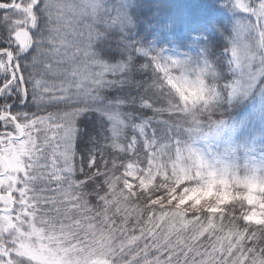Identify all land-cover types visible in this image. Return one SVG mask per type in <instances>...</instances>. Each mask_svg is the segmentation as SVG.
<instances>
[{
	"label": "snow or ice",
	"instance_id": "6c2138e0",
	"mask_svg": "<svg viewBox=\"0 0 264 264\" xmlns=\"http://www.w3.org/2000/svg\"><path fill=\"white\" fill-rule=\"evenodd\" d=\"M223 2L233 14L224 47L205 38L192 55L146 42L132 0H0V264H35L22 218L57 197H83L91 210L112 172L135 194L139 176L173 156L231 171L194 145L226 131L233 100L264 91V0ZM249 163L235 161L237 177ZM257 195L264 204L259 182ZM253 207L245 200L233 215L264 229L244 219ZM144 239L142 264H174L151 233ZM196 255L184 264H203Z\"/></svg>",
	"mask_w": 264,
	"mask_h": 264
},
{
	"label": "rangeland",
	"instance_id": "374dc122",
	"mask_svg": "<svg viewBox=\"0 0 264 264\" xmlns=\"http://www.w3.org/2000/svg\"><path fill=\"white\" fill-rule=\"evenodd\" d=\"M185 1H182L184 5ZM132 2V15L138 20L137 33L146 42L163 46L167 54L195 55L196 42L205 38L214 51L221 49L232 31L233 14L223 0H187V7L198 22L201 20L196 10L202 11L203 7L206 21L199 27H194L187 18L181 19L170 0ZM207 5L216 15L207 14ZM161 27L163 30L158 31ZM245 99L251 100L241 114L223 117L227 124L223 134L209 136L194 145L211 165H216L217 159L232 161L230 172L226 173L221 165L217 169L219 175H213L197 157L180 162L173 156L158 162L152 171L141 174L135 182V194L131 192L132 184L124 176L120 186L118 182L109 181L108 189H100L105 193L104 202L93 201L91 210L83 197L79 201L66 202L57 197L56 204H41L34 218H22L24 253L35 264H129V261L142 264L144 237L151 233L155 237L154 243L173 253L174 264H181L175 258L177 250L183 253L182 256L189 254V260L194 253H199L197 261L206 260L203 264H264V249L240 250V254H235L241 242L235 238L234 230L239 228L236 225L235 229L230 228L232 224L221 216L222 205L235 197L242 200L241 215L245 200L250 205H259L244 215L245 220L251 225L264 222V204H260L257 195V182L264 188V173L259 171L264 168V91L235 99L229 107L236 111ZM245 160L250 161L249 166L237 177L235 161L243 165ZM158 173L159 181H173L172 186L180 184V187L176 193L167 194L162 202L155 205L151 202L148 206L146 202L156 192L148 196L142 191L153 183ZM185 181L191 183L185 184ZM137 236L140 237L138 240ZM191 248L198 250L192 252ZM137 254L140 259L133 260Z\"/></svg>",
	"mask_w": 264,
	"mask_h": 264
},
{
	"label": "trees",
	"instance_id": "16d2710c",
	"mask_svg": "<svg viewBox=\"0 0 264 264\" xmlns=\"http://www.w3.org/2000/svg\"><path fill=\"white\" fill-rule=\"evenodd\" d=\"M165 1H167V0H165ZM182 1L183 0H170V2L172 4V8L174 9V11L178 15L180 13L181 19L187 18L186 20H189L190 22H192L194 27L195 26L199 27L203 24L205 25V21H206L205 15L206 14L203 10V7H202V11L200 10V8L198 10H196V13L199 15V18L201 20V22H198V18L196 17V15H194L191 8L187 7V4H186L187 0L185 1V5L182 3ZM178 11H179V13H178ZM213 13H215V12L211 11V8L208 9V5H207V14L212 15ZM213 15H216V14H213ZM199 30H200V28L197 31H199ZM250 100L251 99L243 100L242 105L241 106L238 105V108L236 109V111H235V109L232 110L228 105L226 111L224 112V117H226V116L232 117V116H237V115L241 114L244 111V109L246 108V106L248 105V103L250 102ZM116 171H118V170H116ZM122 176L123 175L117 176L116 172H112L108 182L113 180L114 182H118L119 186H120V183L122 182ZM160 177L161 176L158 173L155 176L153 183L151 182V184L147 185L146 189H144L142 191V192L146 191L148 193V196L151 193L156 192V193H154V195H152V196H155L152 198V200H151L152 196L149 197V201L151 200L153 205H155L156 203L162 202L167 194L176 193V191L179 190L178 187H180L179 186L180 184L177 185L176 187L172 186L173 181H165V180L159 181ZM162 185L164 188H161ZM123 187H125V186H123ZM123 187L121 189L124 191L126 187L125 188H123ZM128 190H130V189H128ZM230 201H232V204L230 206H228L227 212H225V211L222 212L221 216H222V218L223 217L227 218L228 224H232L230 226V228L233 227L235 229V225H236V227L239 228L238 231L234 230L235 238L238 239V243L241 242L239 248L237 249L238 251L235 254H240V252H241L240 250L245 251V252H249L250 249H260L262 251V249H264V229H257L254 227L250 228L248 225L240 223L239 220L233 215V210L240 213L239 208L242 205V200L240 198L235 199V197H233ZM146 204L148 206H151L149 204V202H146ZM80 205L82 206V203ZM200 209H202V207H200ZM250 225H251V223H250ZM256 225H264V222L261 224H256ZM247 237H250L251 239L249 240ZM241 239H242V241H241ZM256 241H259L261 243V245L259 246ZM197 250L198 249L193 250L191 248L192 252L197 251ZM182 254L183 253L179 252V250H177L175 253V258H177V260H179V263H181V264H182V261L183 262L185 261V255L182 256ZM188 256H189V254H187V258H188ZM192 257H193V255H192ZM195 259L197 260V259H199V257L195 256ZM199 261H203V263L206 262V260H199Z\"/></svg>",
	"mask_w": 264,
	"mask_h": 264
}]
</instances>
